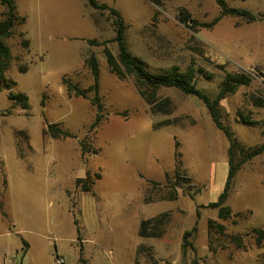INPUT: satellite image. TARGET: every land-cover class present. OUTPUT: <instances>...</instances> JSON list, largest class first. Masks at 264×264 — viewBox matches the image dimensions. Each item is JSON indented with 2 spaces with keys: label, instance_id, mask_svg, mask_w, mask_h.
Here are the masks:
<instances>
[{
  "label": "rangeland",
  "instance_id": "rangeland-1",
  "mask_svg": "<svg viewBox=\"0 0 264 264\" xmlns=\"http://www.w3.org/2000/svg\"><path fill=\"white\" fill-rule=\"evenodd\" d=\"M95 1L109 9L14 0L6 79L29 107L13 108L0 90V264H263L264 241L259 247L253 231L264 230V153L236 172L224 203L231 216L220 220L208 204L224 189L229 142L205 105L160 88L158 102L170 105L153 114L133 77L110 72L106 51L117 58L115 9L128 50L150 72L202 69L212 78L197 74L196 86L210 98L226 75H248L247 86L220 102L222 122L245 148L262 146L264 106L253 101L264 100V76L251 73L264 71V0H226L258 19L225 16L212 27L205 25L220 15L212 0ZM6 8L0 3V20ZM89 57L98 62L100 110L93 91L69 96L63 83L91 87ZM238 111L257 124L241 122ZM163 122L171 124L157 127ZM48 124L70 137H50ZM164 213L163 233L141 237V222ZM193 227L194 250L182 254L183 233Z\"/></svg>",
  "mask_w": 264,
  "mask_h": 264
},
{
  "label": "trees",
  "instance_id": "trees-1",
  "mask_svg": "<svg viewBox=\"0 0 264 264\" xmlns=\"http://www.w3.org/2000/svg\"><path fill=\"white\" fill-rule=\"evenodd\" d=\"M91 6L95 9L103 12L108 10V6L105 4H99L95 0H87ZM154 5H159L160 0H147ZM220 10V15L214 19L211 23L205 25L207 27H212L215 25L222 17H235L241 18L248 23L256 21L258 18L252 12L231 7L228 5L226 0H212ZM2 5L7 8L2 13V19L0 20V90L4 87L8 90V99L13 102L12 107H19L22 110H26L29 107L28 97L23 93H15L11 90V84L7 82L6 72L9 68L11 62L10 50L3 43L4 40L10 38L13 35V26L17 21L15 3L14 0H0ZM110 14L113 17V24L115 27V37L113 41L117 44L118 56L114 58L108 51H106V63L110 72L119 78H124L130 76L134 78L135 88L139 96L148 105L150 111L153 114H159L166 112V108L169 107L170 103L168 99H164L158 102L156 97V92L160 88H174L185 95L196 97L200 100L207 108L211 121L214 126L220 130L229 142L228 147V175L223 191L220 193L216 202L208 204V208L216 209L218 211L217 216L220 220H226L231 216V210L228 206H224L227 200L229 190L232 185L233 178L236 172L248 161L256 158L257 156L264 153V145L245 148L244 145L238 141L233 132L228 126L224 125L222 122V113L220 102L224 100L227 96L233 95L239 86H247L251 78L243 73L240 74H228L224 78L219 88L217 95L214 98L207 96L202 90L198 89L196 86L197 74L202 76L206 75L207 78L211 79L212 75H207V73L202 70H195L193 67L189 66L185 72H179L177 68L173 67L171 69L161 71L159 73L150 72L147 68L146 63L140 58L134 56L127 48L124 41L125 25L120 19L119 13L115 9H110ZM264 22V15L261 19ZM23 47H28V42L24 40L22 42ZM86 66L89 68L93 84L86 91L81 90L71 82L64 80V86L67 89L68 95H73L75 97H82L87 99L86 92L93 91L95 97L92 99V105H96L97 109H101V104L99 103V68L98 62L94 57H89L85 61ZM20 71H25V69L19 68ZM257 107L264 106V100L256 99L253 101ZM237 116L240 118L241 122L247 125H255L257 121H254L250 116L244 114L242 111H238ZM100 115H97L92 128L98 125L100 122ZM171 123L163 122L159 126L170 125ZM54 139L67 138L70 137L68 132L63 131L58 127L57 124H48L44 132ZM178 173V171H176ZM178 176V175H177ZM177 193V192H176ZM175 198V196L173 197ZM167 214H161L153 218L143 220L140 224L139 234L143 238H158L163 233L160 231V227L164 226ZM209 227L213 224L210 220L208 222ZM218 229H223L222 225H217ZM196 230L193 227L190 230H186L182 236L181 251L182 254L188 248L194 250L193 245L189 241V238ZM256 239V244L260 247L261 243L264 241V230L255 229L253 231ZM237 247L242 248L241 239L238 238ZM193 264H197L195 261ZM264 264V262H263Z\"/></svg>",
  "mask_w": 264,
  "mask_h": 264
},
{
  "label": "built area",
  "instance_id": "built-area-1",
  "mask_svg": "<svg viewBox=\"0 0 264 264\" xmlns=\"http://www.w3.org/2000/svg\"><path fill=\"white\" fill-rule=\"evenodd\" d=\"M251 76H253V77H262V76H264V71H253L252 73H251ZM57 263L58 264H62V261H57Z\"/></svg>",
  "mask_w": 264,
  "mask_h": 264
}]
</instances>
